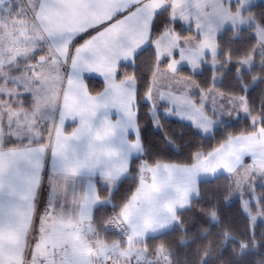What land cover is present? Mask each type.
<instances>
[{
	"label": "snow or ice",
	"instance_id": "6c2138e0",
	"mask_svg": "<svg viewBox=\"0 0 264 264\" xmlns=\"http://www.w3.org/2000/svg\"><path fill=\"white\" fill-rule=\"evenodd\" d=\"M0 264H264V5L0 0Z\"/></svg>",
	"mask_w": 264,
	"mask_h": 264
},
{
	"label": "trees",
	"instance_id": "16d2710c",
	"mask_svg": "<svg viewBox=\"0 0 264 264\" xmlns=\"http://www.w3.org/2000/svg\"><path fill=\"white\" fill-rule=\"evenodd\" d=\"M257 5H264V3H259ZM258 10H259L258 8L254 9V11H258ZM185 34H189V33L186 31ZM230 34L231 33H229V35ZM127 71L129 73H131L132 69L129 67V68H127ZM85 82H86V84H88L90 92H91L92 95H96L98 92H102L103 91V82L102 81H100V80H98V79H96L94 77H91V76H85ZM166 119L168 120L169 125L176 132H181L182 131L181 125L184 124L185 122H180V121H177V120H174V119H169V118H166ZM141 125L144 128V135L146 136V138H148L149 140L157 139V134L154 131V129L152 128L150 122L146 124L144 121H141ZM66 130L68 132H70L71 127L67 126ZM193 131H195V129H193ZM189 142H193L197 146H202V147H200V150H211V147H215L216 146V138H213L212 134H210L209 136L201 135V136H196V137H193L190 134H186L185 135V150H184L183 153H181L180 150H179V147H177L176 149H174L172 154H170L169 156H166V157H160V159H162L163 162H172V163H177V162L183 161L184 157L188 154L189 151H194V149H190V148L187 147V143H189ZM131 183H132V181H128L124 185V190L125 191L127 190L128 186ZM216 183L217 184H222L223 180L218 181ZM215 186H216V184H209V185H205L204 187L212 188V187H215ZM234 200L236 201V203H239L238 199L234 198ZM231 203L232 202L230 201L228 206H231ZM229 215H231V213H229ZM185 218L190 220L191 219V214L190 213H185Z\"/></svg>",
	"mask_w": 264,
	"mask_h": 264
},
{
	"label": "crops",
	"instance_id": "0c3cea01",
	"mask_svg": "<svg viewBox=\"0 0 264 264\" xmlns=\"http://www.w3.org/2000/svg\"><path fill=\"white\" fill-rule=\"evenodd\" d=\"M254 2H255L256 4H259V3H264V0H254ZM182 25H183L186 29L188 28V25H187V24H182ZM191 27H192V32L194 33V32H195V25H194V23L192 24ZM85 76H91V77H94V78H96V79H98V80H100V81L103 82V77L99 76L98 74H95V73H93V74H86ZM160 114L162 115L163 112H160ZM111 118H112L113 120H115V119L117 118V113H116V110H115V109H113V110L111 111ZM166 118H168V117H166ZM169 119H174V120L179 121L177 118H169ZM180 122H181V121H180ZM67 126H70L71 129H72V127L75 126V122L72 121V120H67V121L65 122V128H66ZM70 131H71V130H70ZM131 135H134V134H131Z\"/></svg>",
	"mask_w": 264,
	"mask_h": 264
},
{
	"label": "rangeland",
	"instance_id": "374dc122",
	"mask_svg": "<svg viewBox=\"0 0 264 264\" xmlns=\"http://www.w3.org/2000/svg\"><path fill=\"white\" fill-rule=\"evenodd\" d=\"M162 116H163V114H162ZM185 123H187V122H185ZM211 133H209V134H202V135H204V136H209ZM245 161L247 162V163H251V160H250V158L249 157H245Z\"/></svg>",
	"mask_w": 264,
	"mask_h": 264
}]
</instances>
